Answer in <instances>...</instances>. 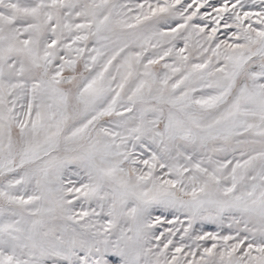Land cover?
I'll return each mask as SVG.
<instances>
[{"label":"snow or ice","instance_id":"1","mask_svg":"<svg viewBox=\"0 0 264 264\" xmlns=\"http://www.w3.org/2000/svg\"><path fill=\"white\" fill-rule=\"evenodd\" d=\"M0 264H264V0H0Z\"/></svg>","mask_w":264,"mask_h":264}]
</instances>
